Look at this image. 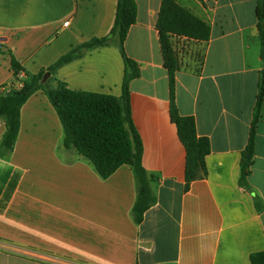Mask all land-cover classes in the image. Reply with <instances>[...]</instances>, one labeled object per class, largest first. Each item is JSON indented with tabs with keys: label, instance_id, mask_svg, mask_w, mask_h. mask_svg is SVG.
<instances>
[{
	"label": "crops",
	"instance_id": "obj_1",
	"mask_svg": "<svg viewBox=\"0 0 264 264\" xmlns=\"http://www.w3.org/2000/svg\"><path fill=\"white\" fill-rule=\"evenodd\" d=\"M161 1L135 0L124 42L139 69L129 82L130 111L156 203L135 224L131 169L102 179L75 149H65L57 113L38 91L20 110L12 152L0 157V264H250V254L264 251V102L249 188L239 183L262 65L257 0H176L210 27L205 42L170 37L179 64L175 106L210 142L206 175L187 190L156 30ZM116 6L0 0V93L11 90L13 65L36 74L76 45L109 37ZM124 71L111 45L87 51L56 78L74 91L118 97ZM4 133L0 118V142Z\"/></svg>",
	"mask_w": 264,
	"mask_h": 264
},
{
	"label": "trees",
	"instance_id": "obj_2",
	"mask_svg": "<svg viewBox=\"0 0 264 264\" xmlns=\"http://www.w3.org/2000/svg\"><path fill=\"white\" fill-rule=\"evenodd\" d=\"M135 0H117L114 25L109 37L92 38L76 45L48 68L36 74L25 73L22 77L13 65L14 83L7 93H0V118L5 133L0 142V157L12 152L20 128V110L34 93L41 91L55 109L63 130L62 146L75 149L102 178H109L121 166H128L134 177L136 197L131 209L135 224L142 222L145 212L156 203L151 189L153 177L142 166V143L131 118L129 82L139 76L136 63L127 57L124 42L129 28L135 23ZM255 15L260 44L261 69L257 85L256 102L250 125L248 141L240 158L239 183L248 189L247 178L256 144V128L264 102V0H257ZM163 66L169 79L170 120L175 125L179 141L185 150V189L206 175V157L210 142L196 133L193 117L181 116L175 106V75L179 69L177 56L170 37H185L205 42L210 36L209 25L182 7L176 0H162L156 22ZM116 46L125 64L121 95L74 91L56 78L58 70L80 58L87 51ZM49 77L43 83L42 77ZM20 86H16V84ZM256 206H261L256 200ZM250 264H264V251L250 254Z\"/></svg>",
	"mask_w": 264,
	"mask_h": 264
},
{
	"label": "water",
	"instance_id": "obj_3",
	"mask_svg": "<svg viewBox=\"0 0 264 264\" xmlns=\"http://www.w3.org/2000/svg\"><path fill=\"white\" fill-rule=\"evenodd\" d=\"M48 77H49V74L46 73V74L42 77V82L44 83V82L47 80Z\"/></svg>",
	"mask_w": 264,
	"mask_h": 264
},
{
	"label": "built area",
	"instance_id": "obj_4",
	"mask_svg": "<svg viewBox=\"0 0 264 264\" xmlns=\"http://www.w3.org/2000/svg\"><path fill=\"white\" fill-rule=\"evenodd\" d=\"M68 23L66 22V23H64L63 25L64 26H66ZM21 77L23 76L22 74L20 75ZM16 86H20V84L18 83V84H16Z\"/></svg>",
	"mask_w": 264,
	"mask_h": 264
}]
</instances>
